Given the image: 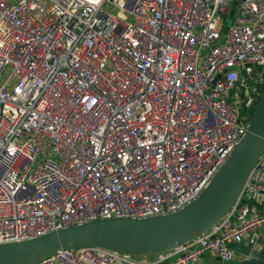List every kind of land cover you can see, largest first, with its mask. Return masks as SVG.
Here are the masks:
<instances>
[{
  "label": "built area",
  "instance_id": "1",
  "mask_svg": "<svg viewBox=\"0 0 264 264\" xmlns=\"http://www.w3.org/2000/svg\"><path fill=\"white\" fill-rule=\"evenodd\" d=\"M263 88L264 0H0V245L183 209ZM263 224L264 151L228 212L173 250L37 264H247Z\"/></svg>",
  "mask_w": 264,
  "mask_h": 264
},
{
  "label": "water",
  "instance_id": "2",
  "mask_svg": "<svg viewBox=\"0 0 264 264\" xmlns=\"http://www.w3.org/2000/svg\"><path fill=\"white\" fill-rule=\"evenodd\" d=\"M236 3L231 6V18ZM264 151V88L248 130L198 198L168 215L144 219H99L42 236L0 245V264H37L59 250L95 247L130 256L173 250L208 231L233 206Z\"/></svg>",
  "mask_w": 264,
  "mask_h": 264
},
{
  "label": "crops",
  "instance_id": "3",
  "mask_svg": "<svg viewBox=\"0 0 264 264\" xmlns=\"http://www.w3.org/2000/svg\"><path fill=\"white\" fill-rule=\"evenodd\" d=\"M256 242L260 246L259 251L257 253V258L247 264H257V263H264V224L257 230L256 233ZM239 252L246 253L250 250L249 247L243 245H237L235 247ZM138 258V257H136ZM146 260H152L153 256L145 257ZM201 264H205L204 259Z\"/></svg>",
  "mask_w": 264,
  "mask_h": 264
},
{
  "label": "rangeland",
  "instance_id": "4",
  "mask_svg": "<svg viewBox=\"0 0 264 264\" xmlns=\"http://www.w3.org/2000/svg\"><path fill=\"white\" fill-rule=\"evenodd\" d=\"M11 2L14 0H10ZM113 14L116 12V9H112L111 11ZM230 25V21H226V27ZM5 78V77H4ZM150 257V256H149ZM204 262L205 264H223L222 262H220L217 259H211L209 256L205 255L204 257Z\"/></svg>",
  "mask_w": 264,
  "mask_h": 264
},
{
  "label": "trees",
  "instance_id": "5",
  "mask_svg": "<svg viewBox=\"0 0 264 264\" xmlns=\"http://www.w3.org/2000/svg\"><path fill=\"white\" fill-rule=\"evenodd\" d=\"M251 112H252V111H251ZM251 112H250V113H251ZM257 264H264V263H257Z\"/></svg>",
  "mask_w": 264,
  "mask_h": 264
}]
</instances>
